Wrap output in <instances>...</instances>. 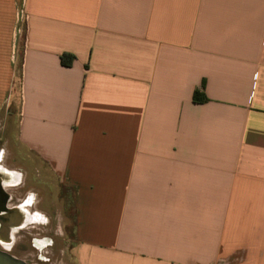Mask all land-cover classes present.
Here are the masks:
<instances>
[{
	"label": "crops",
	"instance_id": "0c3cea01",
	"mask_svg": "<svg viewBox=\"0 0 264 264\" xmlns=\"http://www.w3.org/2000/svg\"><path fill=\"white\" fill-rule=\"evenodd\" d=\"M12 106L75 264H264V0H0Z\"/></svg>",
	"mask_w": 264,
	"mask_h": 264
},
{
	"label": "rangeland",
	"instance_id": "374dc122",
	"mask_svg": "<svg viewBox=\"0 0 264 264\" xmlns=\"http://www.w3.org/2000/svg\"><path fill=\"white\" fill-rule=\"evenodd\" d=\"M15 108L10 107L0 116V163L21 173L22 178L6 189L13 196L10 205L25 204L31 214L38 213L42 220L34 219L25 227L20 226L15 234L17 243L7 251L30 264H75L71 252L74 244L72 194L48 181L38 161L35 164L38 169L34 168L31 155L16 141L13 123L7 122L8 114H13ZM39 240L47 242L39 247Z\"/></svg>",
	"mask_w": 264,
	"mask_h": 264
},
{
	"label": "bare ground",
	"instance_id": "6f19581e",
	"mask_svg": "<svg viewBox=\"0 0 264 264\" xmlns=\"http://www.w3.org/2000/svg\"><path fill=\"white\" fill-rule=\"evenodd\" d=\"M0 178L3 186H13L18 184L21 181L22 174L14 169H9L0 163ZM16 206V205H15ZM12 207L9 209L8 213H3V219H12L14 217L20 216L19 219V227H25L26 223L34 220L35 214H31V211L25 206V204H21L19 206ZM22 212V213H21ZM8 224H6L7 227ZM12 225V226H11ZM8 225L9 229L6 232V227L3 223L0 222V241L5 240L7 242V248L9 249L15 239V232L17 230L18 225L15 223H11Z\"/></svg>",
	"mask_w": 264,
	"mask_h": 264
},
{
	"label": "flooded vegetation",
	"instance_id": "af4514ba",
	"mask_svg": "<svg viewBox=\"0 0 264 264\" xmlns=\"http://www.w3.org/2000/svg\"><path fill=\"white\" fill-rule=\"evenodd\" d=\"M6 187L7 186H3L2 185V182H1V178H0V222L1 223H3V225H5V227H6V224H8V225H11V223H15V224H17L18 223V221H19V218H20V216H18V217H14V218H12L11 220L10 219H7V220H5V219H3V217H2V215H3V213H8L9 212V209H12V207H10V206H13V207H16L15 205H10V202H11V200H12V198H13V196H12V194L6 189ZM5 201V202H4ZM3 205V206H2ZM34 219H36V220H42L41 219V217L38 215V213L37 214H35V218ZM8 225H7V227H6V232H7V230L9 229V227H8ZM12 226V225H11ZM19 229H21V227L20 228H17V230H16V232H15V234L16 233H18L20 230ZM17 240L16 239H14V241H13V243H12V245H11V247H13L17 242H16ZM32 243H33V245H36L35 243L36 242H34L33 240L31 241ZM38 242V246L39 247H43V245L47 242V240H39V241H37ZM0 246H1V248L0 249H2V250H8L7 249V242L5 241V240H1L0 241ZM10 247V248H11ZM8 252V251H7ZM10 254H12V253H10ZM12 255H14V254H12ZM15 256V255H14Z\"/></svg>",
	"mask_w": 264,
	"mask_h": 264
},
{
	"label": "water",
	"instance_id": "95a60500",
	"mask_svg": "<svg viewBox=\"0 0 264 264\" xmlns=\"http://www.w3.org/2000/svg\"><path fill=\"white\" fill-rule=\"evenodd\" d=\"M0 264H30V263L26 262L25 260L19 257H16L10 254L6 250L0 249Z\"/></svg>",
	"mask_w": 264,
	"mask_h": 264
},
{
	"label": "trees",
	"instance_id": "16d2710c",
	"mask_svg": "<svg viewBox=\"0 0 264 264\" xmlns=\"http://www.w3.org/2000/svg\"><path fill=\"white\" fill-rule=\"evenodd\" d=\"M62 61L65 63V64H68L69 63V61H67V59H66V56L65 55H63L62 56ZM204 96H203V94H200V92L199 91H196L195 92V94H194V100L195 101H203L204 100Z\"/></svg>",
	"mask_w": 264,
	"mask_h": 264
}]
</instances>
